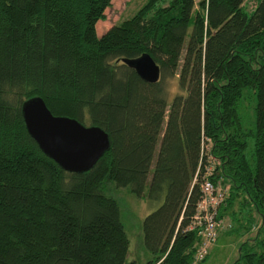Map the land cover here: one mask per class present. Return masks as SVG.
Listing matches in <instances>:
<instances>
[{"label":"trees","instance_id":"16d2710c","mask_svg":"<svg viewBox=\"0 0 264 264\" xmlns=\"http://www.w3.org/2000/svg\"><path fill=\"white\" fill-rule=\"evenodd\" d=\"M112 2L0 0V264H136L111 185L160 204L146 264H192L205 180L231 187L220 219H261L233 264H264V0H149L99 37ZM145 54L157 84L123 62ZM36 97L108 133L92 170L42 152L22 113Z\"/></svg>","mask_w":264,"mask_h":264},{"label":"rangeland","instance_id":"374dc122","mask_svg":"<svg viewBox=\"0 0 264 264\" xmlns=\"http://www.w3.org/2000/svg\"><path fill=\"white\" fill-rule=\"evenodd\" d=\"M149 0H113L112 6L106 10V18L97 23L96 29L99 37L132 18ZM170 1V0H169ZM257 0H247L245 8L248 12L255 10ZM176 80L169 83V101L178 93ZM248 103H245L247 107ZM248 109V108H245ZM231 189L230 186H227ZM109 195L116 199L120 205L121 219L125 225L130 240V253L128 263L146 264L150 258L144 246L143 225L146 217L159 207V203H149L145 199L136 197L128 188L109 187ZM232 213L239 212L238 204ZM230 213L224 219L219 230L218 239L209 249V256L201 264H233L240 256L241 247L257 237L261 224L259 216L252 212L253 220L248 216V209L242 210L237 219L230 218ZM254 221V223H251Z\"/></svg>","mask_w":264,"mask_h":264},{"label":"water","instance_id":"95a60500","mask_svg":"<svg viewBox=\"0 0 264 264\" xmlns=\"http://www.w3.org/2000/svg\"><path fill=\"white\" fill-rule=\"evenodd\" d=\"M123 62L149 84L161 80L160 66L148 54ZM22 113L29 134L42 152L69 173L89 172L111 149L110 137L103 129L53 115L40 97L25 102Z\"/></svg>","mask_w":264,"mask_h":264},{"label":"built area","instance_id":"2783aa9c","mask_svg":"<svg viewBox=\"0 0 264 264\" xmlns=\"http://www.w3.org/2000/svg\"><path fill=\"white\" fill-rule=\"evenodd\" d=\"M209 174V173H208ZM230 192L229 187L220 189L209 180L202 184L203 198L198 206L192 228L198 230L202 238L192 264H200L209 256V249L218 239L219 230L223 222L219 218V211Z\"/></svg>","mask_w":264,"mask_h":264}]
</instances>
